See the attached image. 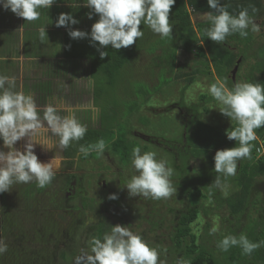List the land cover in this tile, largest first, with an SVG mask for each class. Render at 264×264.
I'll return each instance as SVG.
<instances>
[{
    "label": "rangeland",
    "instance_id": "obj_1",
    "mask_svg": "<svg viewBox=\"0 0 264 264\" xmlns=\"http://www.w3.org/2000/svg\"><path fill=\"white\" fill-rule=\"evenodd\" d=\"M191 19L196 32L199 30V23L209 22L206 16H197L193 13ZM256 20L262 25V28L259 34L252 33L253 41L250 45L232 43V47L240 58L237 64L240 60L242 61L235 76L233 72L237 64L227 73V81L233 79L235 82H246L251 74L259 76L264 70V14ZM146 29L143 30L144 37L137 40L135 44V59L121 72V75L115 78L114 85L111 86L110 80L108 81L100 74L95 79L100 80L102 85L99 82V86H97L93 79L90 85H87L89 95L85 94L80 101L74 102V114L80 122L86 124L88 130H99L102 124L104 127H110L118 124L125 126L129 123L132 126V134L139 136V138L135 136L134 138L140 142L142 152L149 142L163 149L165 148L164 143L170 140L173 142L172 146H176L178 150L182 149L184 142L192 143L191 141L194 140L193 129H186V124L191 120L187 110L192 108H197L199 120L221 129L225 133L231 129L235 122L231 123L230 118L219 112L217 102L207 92V87L215 82V78L218 77L208 52L203 58H198L199 55H187L180 49L176 50V69L174 70L176 74L177 70L178 74L181 75L183 72H191L192 68L204 69V63L207 62V69L213 74L208 77H197L195 84L186 88V83L177 82L176 76L170 75V71L162 66L163 63H160V58L164 57L165 38L161 39L153 34L148 27ZM132 46L128 48H133ZM162 60L167 64L170 57L165 56ZM88 77L91 80L90 76ZM89 79H85L86 84ZM93 84L97 86V93L94 96L92 95ZM204 95L208 96L209 99L201 100ZM173 105L175 108L171 109L170 113H166L165 110ZM93 107L99 109L97 119H93ZM48 135L54 145L52 151H44L41 146L37 145L35 152L42 162H48L56 156L62 161V164L51 187L43 195V199L34 202V209L29 217H26L27 214L22 212L23 205H26L25 202L20 201L18 204L17 198L13 199L11 192H6L4 198L0 194V238L8 244V251L0 256V264H32L33 261L36 263L52 262V256L58 249L56 245L59 248L65 246L67 239L78 225L83 231L85 227L93 224H103L106 232H110L111 226L120 224L130 227L134 233L139 235L146 234L145 240L152 246L158 247L161 250V258L165 259L164 256L167 255V251L165 253L164 248L169 246L170 235L176 224L175 215L171 210L176 211L185 206V203L180 199L179 189H177L176 195L165 200L163 204L160 201L144 199L143 197H130L125 184L132 175L136 174L131 163L129 166L123 167L116 159L104 152V155H96L88 158V160L77 159L74 168L66 170L68 167L65 166L64 150L57 146L59 138L51 136L50 133ZM148 137L152 139L148 141ZM153 138L155 139L153 140ZM180 141H183V144H179ZM260 143L263 144L262 140ZM24 144H16V148L23 150ZM156 146H151V148L157 153V158L169 161L170 157ZM2 147L3 145H0V148ZM3 150L8 151L6 148ZM172 151L178 153L176 149ZM215 153L216 151H211L210 156H215ZM200 164L210 167L211 161L205 157L202 159V163L196 158H191L189 162L190 168L194 171L201 168ZM72 175H75L76 179L68 187L66 181ZM172 182L178 188L175 185L177 181L172 179ZM34 183L22 185H34ZM222 183L226 184L229 195L232 187L226 182ZM217 190L220 191L218 188ZM112 194H116L118 199L110 200L109 196ZM18 195L21 196L19 193ZM144 201L149 202L151 207L158 204L159 209H161L154 215L151 213L152 215L148 216L153 221L163 219L156 230H153L152 226L145 223L144 220H138L139 214L142 216L140 206ZM66 202H69L68 205ZM88 203L91 204L92 208L86 206ZM204 207L215 208V204L206 201ZM255 210L257 209H250V218L254 217ZM224 214H227L224 209L223 211L214 210L209 215L201 213L195 225V232L202 236L206 234L204 227L209 224L211 228L215 222L219 226V231L211 237H219L222 224L225 221L221 216ZM93 217L96 219L89 222ZM123 217L124 224L121 222ZM38 220L41 225L36 227L35 224ZM148 231L151 232L148 233ZM206 239L207 235L200 240L206 241ZM216 241L217 239H214L204 243L212 247L216 245ZM167 264L175 263L167 260Z\"/></svg>",
    "mask_w": 264,
    "mask_h": 264
},
{
    "label": "clouds",
    "instance_id": "obj_2",
    "mask_svg": "<svg viewBox=\"0 0 264 264\" xmlns=\"http://www.w3.org/2000/svg\"><path fill=\"white\" fill-rule=\"evenodd\" d=\"M56 3L57 0H0V7L26 22H33L40 19V10L50 9ZM175 3L176 0H87L84 6L90 9L88 18L99 17L90 33L72 30L71 25L79 21L69 13L59 15L56 27L68 28L72 39L89 38L91 45L97 47L100 58L104 59L108 54L102 49L110 46L120 50L142 39L145 35L142 25L161 39L171 37L175 22L170 19V14ZM207 3L213 11L205 14L210 27L204 30V35L216 44L226 42L233 35L247 39L250 33L261 32L262 25L255 18L259 10L255 6H251L252 14L247 7L233 14L221 0H207ZM39 34L43 41L46 28L42 27ZM16 89L15 76L0 74V140L3 141L0 148V194L11 192L16 184L35 182L40 189L49 187L60 171L62 161L56 156L48 162L40 161L36 146L52 151L54 145L50 133L59 138L57 146L67 150L73 144H79L88 132L87 125L80 122L74 109L51 101L41 109L32 93ZM207 92L217 102L219 112L236 125L226 131V136L238 146L217 150L214 156L213 171L218 175L212 185L227 197V187L221 177L227 181L229 177L237 176L239 164L253 160L254 149L257 162L264 158V148H256L253 143L259 139L257 130L264 128V84L237 81L229 88L226 79L216 77ZM62 111L68 114L61 115ZM92 112L93 119H97L99 109L93 107ZM21 140L26 143L23 150H18L16 144ZM106 147L101 138L95 144H79L78 154L85 158L93 152L102 156ZM130 159L136 173L125 184L130 197L160 201L176 195L177 188L172 182L175 169L168 160L158 159L155 151L142 152L140 146L132 149ZM109 199L116 200L118 196L112 194ZM95 219L93 217L89 222ZM218 231L219 226L214 222L209 235L214 236ZM88 244L89 250L81 249L74 264H167L158 247L125 225L111 226L110 232H105L102 237H91ZM216 247L221 252L238 247L242 255L251 256L264 247V240L253 242L245 233L229 234L223 235ZM7 251L8 244L0 238V256ZM175 264H190V261L180 257Z\"/></svg>",
    "mask_w": 264,
    "mask_h": 264
},
{
    "label": "trees",
    "instance_id": "obj_3",
    "mask_svg": "<svg viewBox=\"0 0 264 264\" xmlns=\"http://www.w3.org/2000/svg\"><path fill=\"white\" fill-rule=\"evenodd\" d=\"M221 2L226 4L228 11L233 14H238L239 11L245 7H247L249 13L252 14L251 6H255L259 10L258 13L255 14V18H259L264 14L263 0H221ZM212 11L213 10L208 6L207 0H176V3L172 8L170 19L175 22V27L173 29L172 37H168V39L165 38L163 49L164 57H170V61L165 64L162 60L164 57H162L160 58V63H163L162 66L170 71V75L172 74L176 76L175 79L177 82L186 83V88L195 84L197 77H208L213 74L207 69L208 62L204 63V69L197 67L192 68L193 70L191 72H183L181 75L178 74L179 72L177 70L176 74L174 71L176 69V50L180 49L187 55H199L198 58H203V55L208 52V56L213 63L217 76L221 79H226L227 73L236 66L237 61L240 59L238 58L239 55L236 54L232 47V43L248 46L253 41L252 33L249 34L247 39H242L237 34L228 37L227 41L222 44H216L204 35V30L210 27V22L199 23V30L196 32L192 24L191 14L206 16V13ZM141 27L143 30L147 28H145L144 25ZM173 40L174 42L172 43L174 45L171 43ZM135 46L136 45L134 44L132 46L133 48H123L120 50L112 49L109 46L102 49L108 54L104 59L100 58L99 51V54L95 52V56L94 54L91 56V71L93 77L97 78L102 74L108 79V81L110 80L109 83L112 86V84L116 82L115 78L118 75H121V72L131 65L135 59ZM240 65L241 63L239 66ZM95 81L97 86H99V82L101 81L97 79H95ZM246 82H259L264 84V70L259 76L251 74L246 79ZM234 83L235 81H233V79L227 81L229 88H231ZM97 86L95 88V94L97 93ZM208 99L209 97L206 95L201 97V100L203 101ZM183 107L185 108V106ZM174 108L175 105L168 107L165 111L166 113H170L171 109ZM187 112L191 117V120L186 124V129H193L194 140L191 141L192 143L184 142L183 144V141H180L179 144H183V147L179 150L176 146H172L173 142H170V140L164 143L165 148L162 149L158 146L159 149L164 151V153L170 157L169 162L175 169L172 179L177 181L175 185L180 191V199L185 203V206H182V209L176 211L171 210L175 215L176 224L170 235V244L167 248H164L167 251V255L164 256V258L171 260L173 263H175L178 258L184 257L190 261V264H264V247L259 248L251 256H245L241 254V249L238 247H233L228 252H221L216 245L210 247L204 243L217 239V244L218 240L221 239L223 235L231 234L238 236L240 233H245L253 242L264 240V180H262L264 178V158L257 162L255 160L254 149L253 160L250 162L245 160L240 163L237 176L229 177L227 181H224V178L221 177L222 182H226L232 187L229 195L225 197L212 185L218 174L213 171L214 156L211 157L210 152L231 148L238 146V144L236 145L234 140H228L226 133L221 129L215 128L199 120L197 108H192L191 110H187ZM235 126L236 125L233 127ZM131 127L132 126H130L129 123L125 126L118 124L110 127H104L102 124L101 129L99 130H88L85 138L81 140L79 144H95L102 138L107 145L105 153L111 158L116 159L123 167H126L131 163L130 158L132 149L136 146L141 147L140 142L134 138V136L138 138L139 136L137 134H132ZM257 135L259 139L253 143H255L256 148H264V128L258 129ZM149 139L152 138L148 137V141ZM154 139L155 138H153V140ZM260 140H262L263 144L260 143ZM79 144H73V146L64 150L65 166L68 167L66 170L73 169L76 165L75 160L77 159L83 161L97 155L93 152L90 156L85 158L82 154H78ZM151 146L156 145L149 142L145 146L144 151H152ZM173 149H176L178 153L173 152ZM181 152L185 153L182 154ZM205 157L211 161L210 167L200 164L201 168L199 167L200 169L198 171H194L190 168L189 162L191 158H196L202 163V159ZM64 174L66 173L64 172ZM69 177V180L66 181V186L69 185L68 187H70L73 180L76 179L75 175ZM13 188H18L14 191L21 195H17L20 201L21 198H23L24 201L22 202L26 203V205H23L24 209L22 212L23 214H27L26 217H29V214H31L34 209V202L36 200H42L46 188L40 189L35 183L34 185L27 186L16 184ZM1 195L4 198L6 193ZM13 199H15V197H13ZM206 201L214 202L215 208H205L204 202ZM68 203L69 202H66L67 205ZM160 203H165V200H160ZM141 204L140 208L142 211H140V213H142V216L139 214L140 218H138V220H144L145 223L152 226L153 230L158 229L159 224L162 223L163 219L153 221L152 218L148 217L151 213L154 215L161 210L159 209L158 204L153 205L152 207L147 201H144ZM86 206L92 208L90 203ZM251 208L257 209L255 210L253 218H250L249 216ZM223 209L227 214L221 216L225 221L222 224V230L219 237L215 236L216 238H213L211 237L212 235H209V224L204 227L206 234L199 236L195 232V225L201 216V213L209 215L214 212V210L223 211ZM119 219L121 220V218ZM123 221L124 217L121 220L124 224ZM35 225L38 227L41 225V222L38 220ZM78 226L67 239L68 243L64 246L67 250L55 253L53 262L36 263L33 261L32 264H68V256H77L78 253L81 252V249L89 250L88 241L90 238L93 236L102 237L106 232L103 224L88 225L83 231L80 230V225ZM81 227L83 228V225H81ZM150 232L151 231H148V233ZM205 235H207L206 241L200 240L203 239ZM142 236L144 239L147 237L146 234H143ZM157 243L160 244V242ZM56 248H59V246L56 245ZM70 250L74 251V254L71 253ZM70 264L72 263L70 262Z\"/></svg>",
    "mask_w": 264,
    "mask_h": 264
},
{
    "label": "crops",
    "instance_id": "obj_4",
    "mask_svg": "<svg viewBox=\"0 0 264 264\" xmlns=\"http://www.w3.org/2000/svg\"><path fill=\"white\" fill-rule=\"evenodd\" d=\"M86 2L57 0L50 9L40 10V19L33 22H26L0 7V74L15 76L16 90L22 88L25 93H32L41 109L50 101L73 109L74 102L89 95L87 85L95 80L91 56H95V52L99 54L97 47L91 45L89 38L72 39L68 28L56 27L59 15L69 13L79 21L71 25L72 30L90 33L99 17L88 18L90 9L84 6ZM42 27L47 32L43 41L39 34ZM85 79H89L87 84ZM92 87L94 96L95 84ZM24 141L17 144L26 143ZM0 145H3L2 140Z\"/></svg>",
    "mask_w": 264,
    "mask_h": 264
},
{
    "label": "flooded vegetation",
    "instance_id": "obj_5",
    "mask_svg": "<svg viewBox=\"0 0 264 264\" xmlns=\"http://www.w3.org/2000/svg\"><path fill=\"white\" fill-rule=\"evenodd\" d=\"M14 186H15V185H14ZM50 187H51V185L45 189V192H46L47 190H49ZM14 190H15V189L13 188L12 191H11L12 198L15 197V198H17L16 201H17V202H20V199H19L18 196H17L18 194L15 193ZM44 194H45V193H44ZM16 196H17V197H16ZM42 199H43V196H42ZM21 201H24L23 198H21ZM35 202H39V200H36ZM35 204H36V203H35ZM36 205H40V204L37 203ZM67 243H68V242H67ZM67 243H66V244H67ZM66 244H65V245H66ZM63 250L65 251V250H67V249L63 246V247H61V248L56 249V251L54 252V254H55V253H58V252L60 253V252L63 251ZM70 251H71V253L74 254V251H72V250H70ZM77 253H78V252H77ZM79 254H80V253H78V255H79ZM52 257L54 258V255H53ZM68 258H69V260H68L67 263L70 264V262H71L72 264H74V258H75V257H73V255H71V256H68ZM52 262H53V259H52Z\"/></svg>",
    "mask_w": 264,
    "mask_h": 264
},
{
    "label": "water",
    "instance_id": "obj_6",
    "mask_svg": "<svg viewBox=\"0 0 264 264\" xmlns=\"http://www.w3.org/2000/svg\"><path fill=\"white\" fill-rule=\"evenodd\" d=\"M203 56H205V54L203 55ZM241 63V60L238 62V66H239V64ZM238 66L236 67V69L234 70V72H233V75L235 76V74L237 73V71H238ZM235 81V80H234Z\"/></svg>",
    "mask_w": 264,
    "mask_h": 264
}]
</instances>
